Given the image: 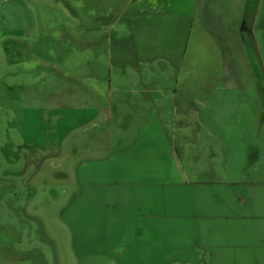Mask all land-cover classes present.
I'll return each instance as SVG.
<instances>
[{
  "label": "rangeland",
  "instance_id": "374dc122",
  "mask_svg": "<svg viewBox=\"0 0 264 264\" xmlns=\"http://www.w3.org/2000/svg\"><path fill=\"white\" fill-rule=\"evenodd\" d=\"M241 1L228 4L231 23ZM146 2L0 0V264H256L264 223V0H248L244 18L255 35H244V57L222 50L206 28L216 29L210 11L221 13L220 1H196L185 54L179 38L194 0L156 1L158 14ZM148 58L154 70L172 65L159 89L194 91L209 109L191 124L202 141H178L175 162L162 150L164 162L149 159L151 172L163 173L157 199L150 189L148 198L117 205L116 193L101 195L97 182L90 181L96 193L88 179L78 186L82 151L76 141L67 147L50 138L49 110L94 107L93 92L141 89L139 80L121 78L136 80L133 70L141 73L140 59ZM127 59L138 62L127 69L131 77L116 65ZM148 77L140 82L152 88Z\"/></svg>",
  "mask_w": 264,
  "mask_h": 264
},
{
  "label": "crops",
  "instance_id": "0c3cea01",
  "mask_svg": "<svg viewBox=\"0 0 264 264\" xmlns=\"http://www.w3.org/2000/svg\"><path fill=\"white\" fill-rule=\"evenodd\" d=\"M156 1L161 3L168 0H153V2L152 0H147L144 5L148 10L158 14L161 8H158L154 4ZM196 1L194 0L193 16L191 15V18L185 16V18L189 19L181 27L182 37L179 40L182 39L184 54L189 46L190 35L195 29L194 25H196ZM214 1L205 0L208 3H213ZM217 1H220L219 7L223 8L221 13L214 11V8L209 11L211 13L210 17L214 16L218 25H216V29L212 26H206V28L212 35L213 42L221 45L222 50L225 49L228 53L237 51L239 53L238 56L244 57V35L248 33L250 37L252 34V39L255 35V27L251 28L248 20L244 18L248 0L241 1V6H238L239 12L234 16L236 22L232 23L230 21V17H233L232 12L227 10L230 0ZM167 12L169 14L174 13L168 10ZM177 12L176 14L179 15L182 13L180 11ZM220 25L225 26V28H220ZM158 31L160 32L161 29H158ZM160 33L163 34V32ZM136 42L139 44L140 50L147 49V45H145L142 38ZM140 60H142L140 61L141 67H145L141 73H135V70H133L132 76L136 80L130 81L126 78L127 76L124 79L121 78V80L127 83L138 82L139 80L141 89L133 90L127 87L124 90L115 91L118 93H114L113 91L93 92L90 97L96 100V103L93 104L94 107L88 105L83 107V103L75 108L55 107L49 110V114H52V117L49 118L48 116V120L52 119L51 123H53L50 125L53 130L52 137L50 138L53 141H63L62 144H65L66 141H76V146L72 145V147H78L83 152H81L83 155H80L78 159L80 162V166L77 168L78 178L80 179L78 186L83 187L84 184L81 183L85 179H88L89 183L90 181L97 182V186L104 189L101 195L109 194V198H111L110 196L112 195L110 193H116L114 198L118 202L117 205H121L128 200H131V202L135 200L141 201L147 197L150 189V194H153L152 200L155 201L157 199L159 182H161V185L163 184V173L159 175V171H155V169V173H152L149 168V159H151V163H154L153 161L156 159V163H159L160 160L165 161V156L159 154L162 150L167 151L169 159L171 158L175 162L177 158L175 147L180 145L178 141H202L192 136L191 124H197L200 122L199 120H205L207 118L205 116L207 115L206 110L209 109L208 106H205V102L201 101L203 97L194 91L188 89L168 90L158 88L159 83L164 82L163 80H166L171 75L172 65L165 64L169 68L168 73H166V67L159 71L149 68L150 65L158 67L154 63V59ZM116 65L119 67L124 66L123 71L127 74V69L137 67L138 62H133L129 59L125 61L119 60ZM143 75L149 76L145 79L146 82L153 81L152 88L148 87L150 83L144 85L140 82V80L144 82ZM188 75V77L184 78L185 82L191 78L190 74ZM243 75L251 76L252 78V75H249V73H244ZM129 76L131 77V74ZM178 81L179 79L175 78V82ZM107 82L108 85L111 84V80ZM106 99L108 100L106 101ZM202 109H204L205 115ZM53 114L56 117H53ZM37 119L36 114L30 126L35 131L36 136L39 128L43 126L41 121L37 122ZM98 141H104L108 145L109 151H101L98 148ZM67 145L68 143H66ZM85 151L91 152L86 153ZM186 154L192 153L188 151ZM212 159L213 156L205 158L206 161H211ZM32 160L36 162V155L32 157ZM183 161L190 165L193 163L191 157L188 156ZM222 166L225 167L223 164ZM202 171L207 172L205 169ZM219 171L224 175L229 174L227 165L225 169L220 168ZM186 177L188 176L186 175ZM241 177L243 176L238 175L237 179L240 180ZM236 180L235 182L237 183ZM260 183L261 181L257 180L256 184ZM90 184L94 185L93 183ZM97 186L94 185L95 193L100 190V187ZM129 187H132L131 190ZM121 188H124L123 192L120 190ZM95 197L97 198L96 194ZM260 197V193H255L254 200H258ZM240 198L243 199L242 197ZM106 203L101 201V205H106ZM256 206L257 204L255 203ZM258 229H260V232L255 238H258L261 249L260 255L255 262L256 264H264V223L260 224Z\"/></svg>",
  "mask_w": 264,
  "mask_h": 264
}]
</instances>
